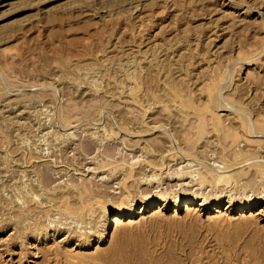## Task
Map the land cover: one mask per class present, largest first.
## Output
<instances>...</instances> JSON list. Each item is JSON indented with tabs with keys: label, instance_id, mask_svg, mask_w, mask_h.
Segmentation results:
<instances>
[{
	"label": "rangeland",
	"instance_id": "1",
	"mask_svg": "<svg viewBox=\"0 0 264 264\" xmlns=\"http://www.w3.org/2000/svg\"><path fill=\"white\" fill-rule=\"evenodd\" d=\"M263 207L264 0H0V264H264Z\"/></svg>",
	"mask_w": 264,
	"mask_h": 264
},
{
	"label": "bare ground",
	"instance_id": "2",
	"mask_svg": "<svg viewBox=\"0 0 264 264\" xmlns=\"http://www.w3.org/2000/svg\"><path fill=\"white\" fill-rule=\"evenodd\" d=\"M178 203H179V198H175L174 200H173V205L174 206H177L178 205ZM147 204H148V202L144 205V207L142 208H140L138 211H137V214L138 213H142V211L144 210V208L147 206ZM217 204V203H216ZM159 205V204H158ZM166 205H167V202L165 201V202H163L160 206H159V208L160 209H162V208H165L166 207ZM180 205V204H179ZM143 206V205H142ZM207 203H206V201L205 200H202V201H200L199 202V204L195 207V210H198V211H201V210H205V209H207ZM248 205H246V204H244V203H239V204H236L235 202H232V201H229V203H227L221 210H224V211H231L232 209H234V208H244V207H247ZM185 208V207H184ZM187 208H189V207H187ZM209 208V207H208ZM264 208V207H263ZM212 210H214L215 212H220V209L217 207V206H215ZM222 213V212H221ZM220 213V214H221ZM125 214V212L123 211V212H121V211H113L112 213H111V215H110V217H109V221H117V219H118V217L119 216H121V215H124ZM128 214H130V213H128ZM131 215V214H130ZM140 215V214H139ZM125 216V215H124ZM134 216V215H133ZM146 216V215H145ZM105 217H107V216H105ZM123 217V216H122ZM119 220V219H118ZM260 220H264V215H262V217H261V219ZM130 221V220H129ZM115 223V222H114ZM104 237V236H103Z\"/></svg>",
	"mask_w": 264,
	"mask_h": 264
}]
</instances>
